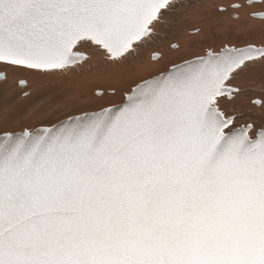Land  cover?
<instances>
[{"label": "snow or ice", "instance_id": "obj_1", "mask_svg": "<svg viewBox=\"0 0 264 264\" xmlns=\"http://www.w3.org/2000/svg\"><path fill=\"white\" fill-rule=\"evenodd\" d=\"M189 7L0 0V82L118 76ZM210 14L234 22L218 48L107 106L0 130V264H264V34L242 23L264 21V0H215Z\"/></svg>", "mask_w": 264, "mask_h": 264}, {"label": "rangeland", "instance_id": "obj_2", "mask_svg": "<svg viewBox=\"0 0 264 264\" xmlns=\"http://www.w3.org/2000/svg\"><path fill=\"white\" fill-rule=\"evenodd\" d=\"M225 22L227 21L222 22V26L220 27L221 31H215L213 28H210L207 39L200 41L201 46L204 44L203 47L195 48V51L204 52L213 37L216 40V47L218 48L224 38L223 31L230 24H233L228 20L226 26ZM243 30L252 32L253 37L259 39L264 34V24H243ZM205 45L206 47H204ZM193 49L190 48V50ZM194 56L184 57V55H181L179 56L181 59L178 57L176 60L172 57L164 65L159 66L157 70L159 71L169 67L170 64L168 62L170 61L179 63L182 60L191 59ZM157 70L155 69L149 73L154 74ZM149 73L143 76H132L124 79L120 83H112L109 80H105L106 82L104 83L89 81L87 85L83 86L66 85L65 82L69 81L68 77L46 78L41 81L23 73L12 76L7 83L0 82V125H5V127H0V130L19 131L24 127H40L41 125L55 122L56 119H63L66 113L78 114V112H74L72 109L73 103L77 107H84L87 110H92L101 104L107 106L109 101L121 99L120 93L130 87L134 81L139 80L141 77H147ZM21 79L26 81L23 86L18 85ZM113 88L117 90L115 97L111 95ZM105 90H107L108 95L103 100H96L93 95L94 92H103ZM24 92H28L29 95L27 97L23 96L22 94ZM252 98L259 99L260 97L254 96ZM249 103L250 101L248 100L241 101V104L245 106L249 105Z\"/></svg>", "mask_w": 264, "mask_h": 264}, {"label": "bare ground", "instance_id": "obj_3", "mask_svg": "<svg viewBox=\"0 0 264 264\" xmlns=\"http://www.w3.org/2000/svg\"><path fill=\"white\" fill-rule=\"evenodd\" d=\"M213 2H215V0H188L190 7L181 13L174 27L165 30L154 45L142 51L138 61L134 62V64L128 69L123 70L118 76L113 77L105 71H93L83 77H79L80 79H77V77L74 76L68 77L69 81L65 82V84L83 86L87 85L89 81L104 83L106 82L105 80H109V82L112 83H120L124 79L132 76L147 75L150 71L157 70L159 66L164 65L172 57L176 60V58L181 55H184V57L202 55L203 52L195 51V48L203 47L204 44L202 43L203 45L201 46L200 41L207 39L210 28L218 31L221 29L222 22L227 21L225 24L228 23L226 17H216L210 14V5ZM229 22L234 23L230 20ZM242 22L246 25L264 24V21L259 19H249L246 16L243 18ZM197 29H199V31H197ZM172 44H175L178 47L173 49L171 47ZM204 47H206V45ZM190 48L194 49L190 50ZM153 52L161 54L162 59L158 61L152 60L151 57ZM98 59V57L95 58L94 62H97ZM0 127H5V125L2 124Z\"/></svg>", "mask_w": 264, "mask_h": 264}, {"label": "flooded vegetation", "instance_id": "obj_4", "mask_svg": "<svg viewBox=\"0 0 264 264\" xmlns=\"http://www.w3.org/2000/svg\"><path fill=\"white\" fill-rule=\"evenodd\" d=\"M18 85L23 86V85H21L19 82H18Z\"/></svg>", "mask_w": 264, "mask_h": 264}]
</instances>
